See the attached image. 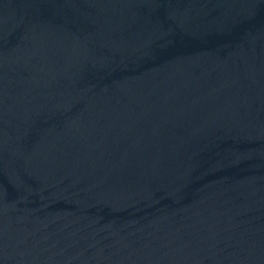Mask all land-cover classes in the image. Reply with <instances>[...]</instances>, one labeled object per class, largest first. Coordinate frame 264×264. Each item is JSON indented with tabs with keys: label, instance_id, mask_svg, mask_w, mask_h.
<instances>
[{
	"label": "water",
	"instance_id": "1",
	"mask_svg": "<svg viewBox=\"0 0 264 264\" xmlns=\"http://www.w3.org/2000/svg\"><path fill=\"white\" fill-rule=\"evenodd\" d=\"M0 264H264V0H0Z\"/></svg>",
	"mask_w": 264,
	"mask_h": 264
}]
</instances>
